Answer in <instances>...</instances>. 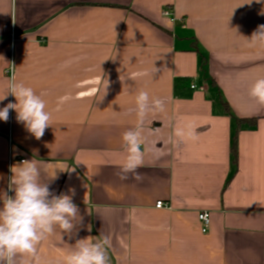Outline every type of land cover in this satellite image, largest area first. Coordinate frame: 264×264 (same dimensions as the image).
<instances>
[{
	"label": "crops",
	"instance_id": "0c3cea01",
	"mask_svg": "<svg viewBox=\"0 0 264 264\" xmlns=\"http://www.w3.org/2000/svg\"><path fill=\"white\" fill-rule=\"evenodd\" d=\"M260 25L264 0H0V96L13 64L52 125L37 140L14 110L0 120V198L33 161L79 209L71 237L56 227L17 264H64L100 236L110 264H264V106L250 95L264 77V46L250 41ZM140 91L164 110L143 121L142 179L121 180Z\"/></svg>",
	"mask_w": 264,
	"mask_h": 264
},
{
	"label": "clouds",
	"instance_id": "9594fccd",
	"mask_svg": "<svg viewBox=\"0 0 264 264\" xmlns=\"http://www.w3.org/2000/svg\"><path fill=\"white\" fill-rule=\"evenodd\" d=\"M250 41L253 45L264 46V25L258 26ZM11 67L7 94L0 96V101L11 94L16 102H9L0 108V120L7 122L10 110H14L17 122L23 124L27 132L39 140L45 130L52 126L51 114L46 110V102L40 95L31 87L17 83L15 66L11 64ZM250 95L259 105L264 106V77L255 80ZM151 106L160 111L164 110V103L159 99L152 101ZM151 106L149 94L140 91L136 96L138 123L122 136L125 158L118 174L121 180H127L129 174H132L133 179H142L137 171L142 166L144 155L142 126ZM178 135H183V132ZM68 171H74V168L70 167ZM8 190L14 195L5 193L0 198V264H17V257L24 255L37 258V246L52 234L56 227L62 233L72 236L76 226L74 221L79 214V209L73 202L74 189H69L72 195L53 194L48 183L40 182V170L37 165L33 161H23L18 170L13 171ZM110 246L107 236H100L95 242L77 240L73 250L65 257L64 264H110Z\"/></svg>",
	"mask_w": 264,
	"mask_h": 264
},
{
	"label": "built area",
	"instance_id": "2783aa9c",
	"mask_svg": "<svg viewBox=\"0 0 264 264\" xmlns=\"http://www.w3.org/2000/svg\"><path fill=\"white\" fill-rule=\"evenodd\" d=\"M164 15L165 16H169L170 13L169 11H164ZM12 72V69L10 70ZM11 74V73H10ZM192 88H195V86H192ZM201 90H203V88H201ZM170 206H168L166 203L164 202H157L156 203V208L158 209H165V208H169ZM199 221L201 222L202 225V232L206 233L208 231L209 225H210V214L207 212H203L201 214H199Z\"/></svg>",
	"mask_w": 264,
	"mask_h": 264
},
{
	"label": "trees",
	"instance_id": "16d2710c",
	"mask_svg": "<svg viewBox=\"0 0 264 264\" xmlns=\"http://www.w3.org/2000/svg\"><path fill=\"white\" fill-rule=\"evenodd\" d=\"M223 104H224L225 109H226L228 112H230V109H229L228 105H227L225 102H224ZM237 121H238L239 123H242L243 120H238V119H237ZM232 155H233V160H234V162H236V160H237V143H236V137H235V139H234V143H233V146H232Z\"/></svg>",
	"mask_w": 264,
	"mask_h": 264
}]
</instances>
